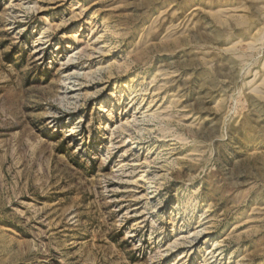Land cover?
<instances>
[{"label": "rangeland", "instance_id": "rangeland-1", "mask_svg": "<svg viewBox=\"0 0 264 264\" xmlns=\"http://www.w3.org/2000/svg\"><path fill=\"white\" fill-rule=\"evenodd\" d=\"M0 264H264V0H0Z\"/></svg>", "mask_w": 264, "mask_h": 264}, {"label": "bare ground", "instance_id": "bare-ground-1", "mask_svg": "<svg viewBox=\"0 0 264 264\" xmlns=\"http://www.w3.org/2000/svg\"><path fill=\"white\" fill-rule=\"evenodd\" d=\"M126 67H127V66H126ZM126 139H128V138H126ZM128 141L130 142V140H129V139H128ZM134 143H135L134 141H133V142L131 141V144H132V145H133ZM157 179H158V178H157Z\"/></svg>", "mask_w": 264, "mask_h": 264}]
</instances>
